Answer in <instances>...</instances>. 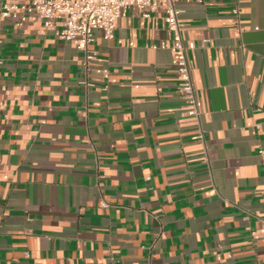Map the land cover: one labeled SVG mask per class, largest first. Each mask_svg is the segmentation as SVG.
Instances as JSON below:
<instances>
[{
  "label": "crops",
  "instance_id": "obj_1",
  "mask_svg": "<svg viewBox=\"0 0 264 264\" xmlns=\"http://www.w3.org/2000/svg\"><path fill=\"white\" fill-rule=\"evenodd\" d=\"M29 2L0 0V264H264V0L178 2L198 118L163 13L86 69L61 22L2 15Z\"/></svg>",
  "mask_w": 264,
  "mask_h": 264
},
{
  "label": "built area",
  "instance_id": "obj_2",
  "mask_svg": "<svg viewBox=\"0 0 264 264\" xmlns=\"http://www.w3.org/2000/svg\"><path fill=\"white\" fill-rule=\"evenodd\" d=\"M181 0H30L28 4H4L3 16L8 17L22 10L25 14H37L50 29L61 22V28L55 35L62 41H74L79 50L85 53V68L95 58L90 45L95 40L97 31H101L106 39H113L118 21L129 8L137 10L144 18L163 13L168 25V35L173 42L171 46L172 65L179 81L178 93L185 103L190 116L199 117L200 111L196 92L192 82L191 71L187 59V50L195 48L194 43L186 46L179 27L181 11L177 4ZM167 48L165 42L160 46ZM203 132L198 139H203ZM264 159V150H260ZM150 264V263H149Z\"/></svg>",
  "mask_w": 264,
  "mask_h": 264
}]
</instances>
